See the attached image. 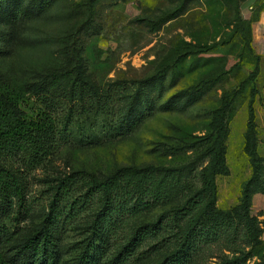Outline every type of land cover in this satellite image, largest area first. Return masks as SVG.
<instances>
[{"label":"rangeland","instance_id":"rangeland-1","mask_svg":"<svg viewBox=\"0 0 264 264\" xmlns=\"http://www.w3.org/2000/svg\"><path fill=\"white\" fill-rule=\"evenodd\" d=\"M31 1L0 9V73L37 83L47 70L76 66L96 91L112 92L116 99L148 83L154 110L128 136L71 143L29 171L33 212L21 226L42 221L67 176L99 182L117 169H135L179 190L126 220L109 258L138 227L161 220L160 232L145 239L127 263L157 264L174 248L178 229L170 224L171 213L203 189V171L219 146L216 208L230 211L237 225L247 197L259 235L251 240L238 225L201 246L193 264H264V60L247 53L249 32L237 29L231 2L56 0L39 13ZM8 7L31 8L36 16L13 22ZM177 11L174 20L156 26L164 14ZM42 108L33 97L23 105L29 113ZM83 186L80 179L72 197ZM98 207L93 204L68 226L67 244L84 236Z\"/></svg>","mask_w":264,"mask_h":264},{"label":"trees","instance_id":"trees-1","mask_svg":"<svg viewBox=\"0 0 264 264\" xmlns=\"http://www.w3.org/2000/svg\"><path fill=\"white\" fill-rule=\"evenodd\" d=\"M19 1L0 0V9ZM55 1L32 0L31 4L43 13ZM229 1L234 7L237 29L249 32L247 53L260 61L252 47L250 23L239 10L240 0ZM26 8L8 7L5 12L13 22L20 17L36 16L31 15V8ZM178 16V11L164 14L156 26ZM159 81L152 83L157 86ZM244 85L245 82L241 86ZM149 88L144 83L130 92L123 91L116 99L112 92L96 91L80 76L76 66L47 70L37 83H20L0 73V264H127L145 239L160 232L161 220L138 227L128 243L109 258L112 248L119 243L116 236L126 220L172 199L179 190H169L165 182L157 184L131 168L117 169L99 182L78 178L81 174L67 176L59 183L42 221L21 226L33 212L28 204V172L71 143L93 145L102 137L117 139L132 134L154 110ZM31 97L42 104V110L29 113L23 109ZM218 147L203 171V189L171 213L170 224L178 229L174 248L157 264H193L201 246L218 240L238 225H244L251 240L258 237L256 219L248 212L247 197L237 225L230 211L216 208ZM80 179L85 186L78 196L72 197ZM93 204L99 207L84 236L67 244L68 226L75 224Z\"/></svg>","mask_w":264,"mask_h":264},{"label":"crops","instance_id":"crops-1","mask_svg":"<svg viewBox=\"0 0 264 264\" xmlns=\"http://www.w3.org/2000/svg\"><path fill=\"white\" fill-rule=\"evenodd\" d=\"M239 10L250 23L254 52L264 60V0H240Z\"/></svg>","mask_w":264,"mask_h":264}]
</instances>
